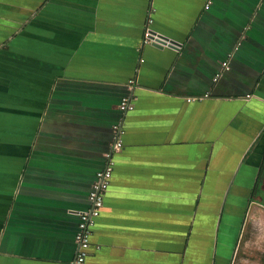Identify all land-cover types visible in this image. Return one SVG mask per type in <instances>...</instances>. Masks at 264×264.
Listing matches in <instances>:
<instances>
[{
    "label": "crops",
    "instance_id": "obj_1",
    "mask_svg": "<svg viewBox=\"0 0 264 264\" xmlns=\"http://www.w3.org/2000/svg\"><path fill=\"white\" fill-rule=\"evenodd\" d=\"M114 125L86 264H264V0H0V264H72Z\"/></svg>",
    "mask_w": 264,
    "mask_h": 264
},
{
    "label": "built area",
    "instance_id": "obj_2",
    "mask_svg": "<svg viewBox=\"0 0 264 264\" xmlns=\"http://www.w3.org/2000/svg\"><path fill=\"white\" fill-rule=\"evenodd\" d=\"M208 8V4H207ZM146 41L150 39V33H146ZM224 67L228 70V64L224 63ZM220 75H216L214 82L218 81ZM134 83L131 81V84ZM206 94L204 97H208ZM135 99L133 97H124L121 100L119 109L123 113H128L135 108ZM188 102L193 101L188 99ZM117 137L113 143L112 149L105 154L107 166L105 169L99 171L96 176V180L93 184L92 190L89 193L88 199L90 207L88 210L80 214V222L78 225V231L75 236V243L77 245V254L75 260L72 264H86L89 251L92 247V238L94 236V227L96 224V219L99 218L101 211L104 207L105 195L109 188L111 179L113 177V171L116 165L115 156L120 154L123 150L124 143L121 137V131L119 125H114L113 127Z\"/></svg>",
    "mask_w": 264,
    "mask_h": 264
},
{
    "label": "water",
    "instance_id": "obj_3",
    "mask_svg": "<svg viewBox=\"0 0 264 264\" xmlns=\"http://www.w3.org/2000/svg\"><path fill=\"white\" fill-rule=\"evenodd\" d=\"M150 39L152 41H154V45L157 46V47L168 46V47H172V48H175V49H178L180 47L179 43H177V42H175L173 40H169L165 36L159 35L156 32H152V34L150 36Z\"/></svg>",
    "mask_w": 264,
    "mask_h": 264
}]
</instances>
